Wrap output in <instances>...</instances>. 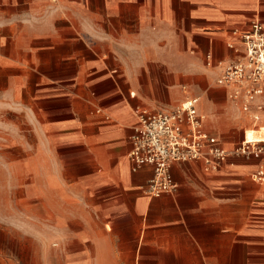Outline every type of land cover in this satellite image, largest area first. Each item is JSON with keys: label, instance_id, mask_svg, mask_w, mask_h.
Masks as SVG:
<instances>
[{"label": "crops", "instance_id": "obj_1", "mask_svg": "<svg viewBox=\"0 0 264 264\" xmlns=\"http://www.w3.org/2000/svg\"><path fill=\"white\" fill-rule=\"evenodd\" d=\"M99 2L98 49L16 20L17 64L37 74L22 104L47 154V171L32 177L30 264H264V181L250 177L257 155H231L215 170L174 162L176 188L159 196L144 190L152 166L133 169L128 156L140 109L191 97L214 122L236 109L243 138L249 121L213 77L241 53L239 32L264 22V0ZM204 129L226 149L238 143ZM22 232L17 214H0V264H27Z\"/></svg>", "mask_w": 264, "mask_h": 264}, {"label": "rangeland", "instance_id": "obj_2", "mask_svg": "<svg viewBox=\"0 0 264 264\" xmlns=\"http://www.w3.org/2000/svg\"><path fill=\"white\" fill-rule=\"evenodd\" d=\"M83 1L85 7L79 1L71 9L65 8L62 0H39L32 5L31 2L22 0H6V3H0V20H15L12 25L0 21V214L18 215L23 225L19 239L25 243L23 252L27 264H30V255L27 254L31 251L27 244L32 239L33 171H47V154L41 151L39 144H42V138L33 128L32 122L26 119L28 110L22 104V100L25 104L28 102V98L22 95L23 84L30 87L37 74L23 73L21 66L17 64L22 52L17 49L13 39L21 30L20 21L16 20H34L37 27H50L56 34L78 36L88 46L98 49L99 19L96 15L99 14L100 2ZM48 20H52L50 24ZM124 23L130 26L135 20H125ZM136 23L138 29V20ZM205 75L206 79L210 77ZM217 76L213 77V82L215 78L217 82ZM198 112L204 115L207 129L219 135L229 145L238 142L242 137L247 121L242 119L236 109L231 107L226 115V122H214V117L210 114L200 110ZM256 137L264 138V131H246V138ZM34 163L40 169L33 170Z\"/></svg>", "mask_w": 264, "mask_h": 264}, {"label": "built area", "instance_id": "obj_3", "mask_svg": "<svg viewBox=\"0 0 264 264\" xmlns=\"http://www.w3.org/2000/svg\"><path fill=\"white\" fill-rule=\"evenodd\" d=\"M239 36L242 51L219 63L217 82L227 87L229 100L249 121L243 138L232 149L223 147L218 136L204 129V115L196 107L198 97L187 98L170 109H140L128 156L133 169L143 164L152 166V175L144 188L148 195L175 190L171 173L174 162L201 160L205 170H215L231 155H257L258 162L250 177L264 181V138H246L248 129L264 131V22L253 19Z\"/></svg>", "mask_w": 264, "mask_h": 264}, {"label": "bare ground", "instance_id": "obj_4", "mask_svg": "<svg viewBox=\"0 0 264 264\" xmlns=\"http://www.w3.org/2000/svg\"><path fill=\"white\" fill-rule=\"evenodd\" d=\"M262 131H263V130H262ZM247 139L251 140V139H253V138H247Z\"/></svg>", "mask_w": 264, "mask_h": 264}]
</instances>
